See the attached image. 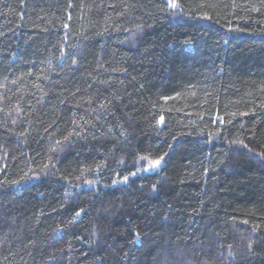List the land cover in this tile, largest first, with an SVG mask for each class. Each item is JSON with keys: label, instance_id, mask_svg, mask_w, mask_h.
Returning a JSON list of instances; mask_svg holds the SVG:
<instances>
[{"label": "trees", "instance_id": "obj_1", "mask_svg": "<svg viewBox=\"0 0 264 264\" xmlns=\"http://www.w3.org/2000/svg\"><path fill=\"white\" fill-rule=\"evenodd\" d=\"M172 2L0 0V264H264V0Z\"/></svg>", "mask_w": 264, "mask_h": 264}, {"label": "snow or ice", "instance_id": "obj_2", "mask_svg": "<svg viewBox=\"0 0 264 264\" xmlns=\"http://www.w3.org/2000/svg\"><path fill=\"white\" fill-rule=\"evenodd\" d=\"M171 6H172V7H176V4H175L174 0H173V2H172ZM156 163L158 164L159 161H156Z\"/></svg>", "mask_w": 264, "mask_h": 264}]
</instances>
